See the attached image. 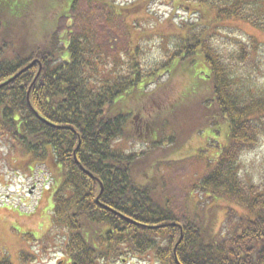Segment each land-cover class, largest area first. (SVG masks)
Listing matches in <instances>:
<instances>
[{"label":"trees","instance_id":"obj_1","mask_svg":"<svg viewBox=\"0 0 264 264\" xmlns=\"http://www.w3.org/2000/svg\"><path fill=\"white\" fill-rule=\"evenodd\" d=\"M6 1L4 9L0 3V138L30 160H50L59 172L51 221L65 236L70 264H109L149 251L153 264H264V183L241 172L243 155L264 136V84L258 81L264 42L244 31L250 26L264 34V0H161L184 15L169 23L175 34L149 33L152 41L129 35L148 34L158 7L145 6L132 22L137 6L62 0L48 25L56 30L28 41L23 22L38 0ZM10 25L19 29L16 35L8 34ZM153 43L166 45L164 59L146 64ZM183 63L202 78L199 122L224 138L216 160H207L190 188L224 202L215 206L225 216L217 230L201 201L191 212L187 203L180 217L157 193L158 177L165 181L157 175L160 161L140 165L138 153L116 145L132 128L139 132L132 136L158 144L151 134L160 135V113L137 127L126 100L140 103L160 69L173 74L186 70ZM134 168L154 170L145 173L154 179L137 180Z\"/></svg>","mask_w":264,"mask_h":264},{"label":"rangeland","instance_id":"obj_2","mask_svg":"<svg viewBox=\"0 0 264 264\" xmlns=\"http://www.w3.org/2000/svg\"><path fill=\"white\" fill-rule=\"evenodd\" d=\"M15 2L18 5L20 2H25V0H15ZM38 2L34 4L32 16L29 15L28 22L26 19L23 22L24 24L27 23L26 27L23 28L24 30H28V34L24 35L28 41L42 40V37L47 32L51 31L52 33L56 30L54 27L48 25L49 23L51 24L50 21L53 18L57 4L55 2L62 3L63 1L38 0ZM0 3L4 5L1 9H4L8 5L6 0H0ZM118 3L124 5V7L137 6L133 10L134 12L130 13L132 22H136L138 20L137 17H142L144 13L142 11H144L145 6L159 7L157 12H153V17H155L154 22L150 26H147L149 28L148 34H143L141 30H132V34L129 35L130 38L132 37V40L146 36V40L152 41L150 34L159 33V31L173 35L177 31L169 23H177L180 19L178 15H184L183 12L178 10V12L173 13L171 7L167 3L161 2V0H152V4L149 0H115V4L118 5ZM45 5L51 7L50 12L44 9ZM59 5L57 4V6ZM146 15H148L147 10ZM156 15L159 17H156ZM168 15L169 18L166 19ZM60 16L62 15L60 14ZM55 17H57L56 13ZM10 27L12 29L8 30V34L10 36L16 35L19 29L13 25H10ZM244 29L248 34L257 36L261 39L260 41L264 42L263 33H259V31L254 30L250 26H244ZM60 32L64 34L63 29ZM111 33H114V31ZM119 39L121 40L120 37ZM112 43H115V40ZM145 48L147 49V45H145ZM165 49L166 45L164 44H149L148 52L145 55L143 54L146 64H159L156 62L164 59ZM107 52L109 51L107 50ZM119 53L117 52V56ZM114 59L115 57H112L108 63H112ZM262 60L264 64V58ZM182 66L186 70L175 71L173 74H166L163 72V69H160L162 75L146 88L144 92L147 93V96L141 99L140 103L131 99L126 100V104L132 108V116H135L137 127L138 124L142 125L146 120H149V116L152 117V120L153 117L158 116L157 114L160 113L161 119L158 121L162 124L160 135L155 137L151 134V137H154L153 139L158 141V144L153 147L145 139L147 138L145 135H141L139 139L137 136H132L139 133L137 129L132 128L126 130L127 133L124 137L126 139L120 138L116 142V145L119 149L124 150V152L138 153L135 159L139 160L140 165H153L154 162L160 161V164L164 167L162 168L163 171L159 170L157 175H164L165 181L158 177L159 184L156 187L161 188L162 191H158L157 193L160 196L163 193L165 194V197L169 199L175 211L180 213V217L183 216L182 213L185 212L184 209H186L187 203L191 204V206H188L191 212V207L193 206V208L197 209L201 201L202 207L205 206L208 219L213 222L217 230L224 221L225 216L224 210L216 207H223L224 202L210 201L207 196L195 193L190 188H192V184L197 181L198 177L200 178L207 170V160H216L219 152L218 147L222 146L224 138L223 135L213 134L214 132H211L209 125L203 126V122H199L198 115L201 105L204 107L203 102L200 101V97L204 94L203 85L200 84L202 78L197 76L193 68L189 65L187 66L186 63H183ZM105 67L103 75L107 76L108 67ZM123 69L126 70L125 68H119L120 71ZM258 74L259 83L264 84V73L262 75ZM144 113L147 118L143 117ZM140 133L144 134L147 132L143 130ZM134 171L136 175L133 171L132 173L139 181L152 182L154 179V176L149 177L145 174L146 172L149 174L154 173L152 169L134 168ZM241 172L256 183H264V136L260 139V143L256 148L243 155ZM51 176L54 177V180L51 179ZM59 176V172H56L50 160H46V165L41 163L35 164V160H30L22 149L9 144L3 137L0 138V248H7L15 257L16 251L23 247L24 243H20L18 233L9 227L13 224V220L20 219L21 221L18 222V225H21L25 230H34L38 234H40L39 230L44 228V233L42 234L45 240L47 236V227L45 226L51 217L50 212L52 208L50 204L51 198L49 199V187L51 186V190H54L56 184L53 182ZM211 213L213 215H210ZM43 223L44 227L41 228ZM50 231L51 229L48 230L49 235ZM55 233L56 230L51 233L52 236L47 237L49 241L47 242L45 253L37 256L27 264H50L52 261L63 257V251L53 246L58 243H54L53 234ZM57 234V240L60 241L63 232L57 230ZM150 254L151 252L149 251V254L146 256L141 255L138 258L124 256L126 261L119 259L109 264H153ZM13 264H16L14 259Z\"/></svg>","mask_w":264,"mask_h":264},{"label":"flooded vegetation","instance_id":"obj_3","mask_svg":"<svg viewBox=\"0 0 264 264\" xmlns=\"http://www.w3.org/2000/svg\"><path fill=\"white\" fill-rule=\"evenodd\" d=\"M57 264H61V263H60V261H58V263H57Z\"/></svg>","mask_w":264,"mask_h":264},{"label":"water","instance_id":"obj_4","mask_svg":"<svg viewBox=\"0 0 264 264\" xmlns=\"http://www.w3.org/2000/svg\"><path fill=\"white\" fill-rule=\"evenodd\" d=\"M32 63H34V61H33ZM32 63H31V64H32Z\"/></svg>","mask_w":264,"mask_h":264}]
</instances>
